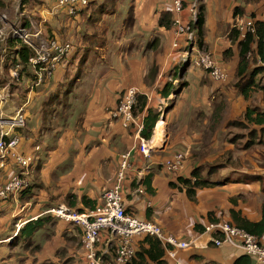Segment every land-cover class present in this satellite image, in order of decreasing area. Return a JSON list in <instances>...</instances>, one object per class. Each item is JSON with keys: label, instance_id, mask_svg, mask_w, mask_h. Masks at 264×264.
Segmentation results:
<instances>
[{"label": "crops", "instance_id": "obj_1", "mask_svg": "<svg viewBox=\"0 0 264 264\" xmlns=\"http://www.w3.org/2000/svg\"><path fill=\"white\" fill-rule=\"evenodd\" d=\"M11 1H15L16 5H19L20 0ZM33 1H39L42 4L35 9ZM111 1L112 9L108 14L109 18L113 19L118 15L120 9H123L124 14L121 24L117 27L110 25L106 21L108 16L105 13L102 16H93L94 25L91 27H94L96 31L87 25V32L83 35L78 32V29L84 25L82 20L86 9L75 16H69L63 10L53 11L55 0H28L26 3L23 14L28 10H35L33 12L36 16L34 18L35 25L30 26L31 32V28H33V30L42 33V27L50 25L57 29V32L54 33L59 39L74 45L76 66L78 64L82 66L79 72L81 73L82 83L85 84L87 81V85H85L88 86V91L82 99L78 97L77 102L83 100V105L78 104L75 107L81 112L78 120L75 121L76 143L74 144L71 137L64 134L57 142H51V145L45 147L39 145L46 159L39 165V183L31 185V187L38 185L39 190L38 193H33L31 188L25 192L22 199L19 196L16 203L12 201L16 209L18 207H21V209L17 214L18 216L14 218L16 222L10 227V232L6 227L3 228L5 231L0 228V264H14L15 260L11 255L13 251L19 260L16 261V264L23 263L27 258H30L31 264H53L55 262L61 264L80 262L82 264L79 257L80 230L70 223L66 224L63 220L51 217L45 211L52 207L67 205L66 197L69 195L76 197V208L73 209L77 211L81 208L84 211L87 208H84L79 201L82 196H87L98 204L102 195L115 182L119 172L120 155L139 142L138 139L134 138V135H130L126 129H123L119 121L112 116L118 94L122 90L133 86L137 87L140 93L147 96L146 106L149 108L155 109L156 104L161 105L163 101L172 100L174 102L170 108L165 109L155 125V127L158 125L162 127L159 144L153 139L155 128L152 131L151 138L147 140L148 157L143 156L137 149L132 151L131 168L126 172L125 177V207L130 212L138 214L139 217L145 216V220L154 221L152 223L159 225L165 234H173L182 240L194 239L201 234L202 231L196 232L194 226L204 225L208 221V214L220 220L230 221L229 211L233 209L236 212L239 211L241 216L250 222H258L261 218V205L264 202V193L262 192V186H264V135L260 133V129H264V124L252 123V130H257L258 142L256 140L254 149L249 155V168L246 169L245 165L241 163L238 167L227 165L229 163V159H227L225 162L227 165L226 171L223 173L225 177L210 178L212 181H220L227 178V174L230 172H239L240 174L256 177V179H251V182L248 183H236L234 180L237 179L236 176L238 175L232 174L235 175L232 183L196 190V201L193 203L187 199L183 191L180 192L169 186L170 182L175 183L177 176L186 178L192 169L197 167L198 164L193 163L192 158L193 144L197 145L200 141H203L201 147L211 146L210 148L213 149L212 146L219 138L218 129L224 127L220 120L223 111H211L210 123H204L203 132H206L204 136L189 127L179 129L177 135L174 136V131L170 128L173 120L170 109L173 105L178 110L183 108L184 95H186L185 92L190 89V86L181 88L179 92H172L167 98H162L157 92L165 84L166 78L169 77V71L176 66L179 60L189 54V47L186 46L180 47L177 52L172 51L170 47L173 39L171 29L166 30L158 27L157 24L162 11H171L173 0ZM93 3L95 7L105 6L107 0H92L91 4ZM200 3L205 7L203 47L214 55L220 66L228 73V81H230L233 76L235 77L238 52L234 48L235 46L232 45L233 41L228 39V35L238 18H233V9L241 7L244 15H253L250 19L254 22H264V0L251 2H245L244 0H200ZM29 4L32 5L31 9H27ZM113 7H116L117 10H114ZM130 10L132 20L126 23ZM91 11L93 13L95 8L91 7ZM173 17L174 14L172 13V19ZM179 18L187 20L188 12L183 10ZM69 19L75 21L76 27L71 26ZM30 24H32L31 21ZM154 38L157 39L156 47L150 48V56H146L143 53L145 41L146 39L151 41ZM135 39L141 43L135 45L133 43ZM106 43H110V45H106ZM112 47H118L120 51L115 52ZM227 49L233 51V56L229 60H224L223 53ZM100 52H104L109 56L108 63L106 61L96 62ZM70 66L69 58L62 61L53 71L50 80H59ZM91 69L94 70L93 76L95 77L86 73L87 70ZM91 77L93 78L91 79ZM228 81L221 84L212 83L213 86L210 90L203 89L206 90L204 93L211 94L214 92L212 93L214 99H223L226 95L224 85H227ZM78 83H80V80ZM198 85L200 86V83ZM27 96L31 102L27 98L24 107L20 106L13 112L15 115L18 110L22 109L26 120H29V115H31L30 120H33L36 112L32 113V111H37L38 108L34 103L38 104L40 96L32 95L30 91L27 92ZM200 100L191 103L190 108L193 112L204 104ZM11 101V92L3 94L0 92V107L2 104L11 103ZM218 106L221 105L218 104ZM198 112L199 110L196 113ZM238 113L235 110L234 112L230 111L228 116L231 117H229V120H234ZM204 114L209 118L208 110ZM227 122L228 120L225 121V125ZM30 125H32V122L29 124L26 121V126L18 130H21L27 136ZM39 126L40 118H38L37 123L35 121L34 128H32L36 140L44 137V133L37 130ZM221 141V146L225 152L232 148L231 139H229V143L224 140ZM259 141H263V143ZM28 142L20 145L22 152H27ZM36 144H38V141ZM87 147L90 149H87ZM224 151L221 152V155L224 154ZM175 153H183L185 160L178 175L172 177L167 174L162 164ZM42 154H40V158ZM214 158L217 157L214 156ZM232 161L235 164L236 160L234 158ZM148 175H152L150 181L152 193L140 184ZM134 178H136L138 187L128 189L130 179ZM139 189H142L143 193L138 194ZM12 204L7 202L3 205V203H0V212L5 213L2 209ZM46 215L53 218L54 221L65 223L66 228L62 234L57 235L54 232L55 224L51 226V230L45 227L32 237V242L40 246L38 251L30 252L29 249H18L20 248L18 244L15 245L12 242L19 228L28 221ZM11 216L7 215V217ZM7 219L2 218V220ZM21 219L24 220L19 222ZM39 234L41 240L36 239ZM141 240L136 239L134 241L136 250ZM243 255L245 254L239 249L228 246L213 247L211 245L204 249H189L178 253L179 260L184 264H234L235 260ZM72 258H76V261H69L68 263V260ZM248 258L249 264H263L255 259Z\"/></svg>", "mask_w": 264, "mask_h": 264}, {"label": "built area", "instance_id": "obj_2", "mask_svg": "<svg viewBox=\"0 0 264 264\" xmlns=\"http://www.w3.org/2000/svg\"><path fill=\"white\" fill-rule=\"evenodd\" d=\"M200 0H173L171 4L173 39L170 44L172 51L177 52L180 47H189L187 54L181 61L192 63L197 68L208 74L213 83L221 84L228 81V73L220 66L214 55L210 52H199L196 42V29L194 28L198 5ZM89 0H55L53 11H65L69 16H75L80 8L85 7ZM186 10L188 19L179 18L180 13ZM32 27V24H30ZM239 32L240 39L246 33L254 32V20L247 17H238L234 26ZM7 36H13L30 46L35 56L30 60L33 66L39 65V71L45 72L50 77L53 71L61 63L63 56L69 52L70 46L59 44L56 41H48L40 37V32L32 34L30 28L22 27L19 23L9 26L5 34L0 30V39L4 41ZM5 53L1 49V54ZM191 55L194 59L191 62ZM251 53L248 52L247 56ZM257 66H263L258 57ZM12 76L18 75L13 71ZM38 78V76H37ZM138 89L129 87L120 97L118 104L112 112L123 129L130 124L135 125L134 138L138 144L120 155L119 172L112 186L102 195L94 209H86L78 212L67 206H56L45 211L51 217L72 224L80 230L79 257L83 264H127L136 252L134 241L144 237L157 239L164 250V261L167 264H184L179 260L178 253L189 249H204L208 245L213 247L228 246L239 249L246 256L264 264V243L247 231L238 228L228 220L207 221L203 225V231L194 239L182 240L173 234H165L162 228L148 220H138L125 212L124 205V180L126 172L131 168L132 151L138 149L143 156L148 157L149 148L147 140L139 135L142 128L141 117L133 116L132 108L135 103ZM26 117L22 109L18 110L11 120L0 119V203L13 201L16 203L19 196L29 187V169L34 161L30 155L18 149L19 136L15 132L24 128ZM38 150V146L35 147ZM185 156L183 153H175L163 162V168L168 175L175 177L183 167ZM11 171L5 177L2 170ZM143 193L142 189L138 194ZM105 232V239L100 232Z\"/></svg>", "mask_w": 264, "mask_h": 264}, {"label": "rangeland", "instance_id": "obj_3", "mask_svg": "<svg viewBox=\"0 0 264 264\" xmlns=\"http://www.w3.org/2000/svg\"><path fill=\"white\" fill-rule=\"evenodd\" d=\"M31 6L32 5L29 4L27 6L28 7L27 9H31ZM91 7L95 8V11H93V13L91 11ZM111 7H112L111 0H107V3L105 4V6H103V8L95 7L94 3L91 4V6H89V9L85 10V15L82 20L84 22V25L82 28L79 27L78 32L81 33L82 35L85 34L87 32L86 26L89 25L91 27L92 25H94L93 16H102V14L104 13L106 14V16H108L106 18V21H108L110 25L115 26V27L120 25L123 14H124V10L120 9V11L118 12V15L112 19V18H109V15H108L112 9ZM25 9L26 7L23 10L22 8L20 9V6L16 5L15 1L5 0L4 4L0 6V30H2L3 33L6 34L8 32L9 26L15 25L18 23L21 24L24 19L25 20L28 19L29 21H31L33 25L35 23L34 16L27 12L23 14ZM113 9L117 10L116 7L115 8L113 7ZM91 28L94 31H96L94 27H91ZM31 30H32V34L37 32L36 30H33V28H31ZM41 31L42 33L40 32V37L46 40V37L49 34L48 26H45V27L43 26ZM1 38L2 37H0V39ZM228 39L233 40L230 37V35H228ZM72 41L74 42V40ZM68 43L72 45L73 47L68 52L69 54L66 55L67 56L66 59L69 58L71 62V66L68 68V71L66 72V74L62 75L59 80L52 81L48 79V81H46L45 83H42V78L43 76L47 77V74L45 72L44 74H37L38 82L35 84L32 82L29 85L27 84V86H29L30 94L40 96L38 104L34 103L35 106H38V108L36 109L37 111H32V113L36 112V114L33 116V120H30L31 115H29V118H28L29 120H26L29 124L32 122V125H30V128H29V134L25 136V133H22L21 130L15 131L17 132V135L19 134L18 135L19 140H20V143L18 145L19 150H20V145H23L27 141H29L28 142L29 148L27 149V152L25 151L24 153L27 155H30L34 161V164L32 165L33 167L29 169V175H28L29 181H30L29 189L32 188L33 193H38L39 188H38V185L32 186V187L31 185L33 183L35 184L39 183V179H38V171L40 169L39 165L42 163V161H45L46 159V156H43L42 154L43 150L40 148V146L45 147V146L51 145V142H57L58 139L61 138V136H63L64 134H67L69 137H71V140L73 141L74 144L76 143L75 121L78 120V117L80 116L81 112L75 109V107L78 104L83 105L84 103L83 100H80L78 102L77 100H78V97L82 99V97L85 94H87L88 86H86L87 81L85 83L86 85L82 83L81 73L79 72L82 66L79 64L76 66V52H74V45L70 42ZM133 43L137 45L141 42L135 39L133 40ZM106 45H110V43H106ZM232 45L235 46L234 48L238 50L237 43L234 40H233ZM150 48H151V41L150 39H146L145 44H144V49H143V53H145L146 56H150V53H149ZM119 49L120 48L118 47H112V50L115 52H119L120 51ZM198 51L199 52H202V51L209 52L203 46L201 48L198 46ZM193 59H194V55H191V62L193 61ZM96 60H97L96 62H99V63L101 61H106L108 63L109 56L105 54L104 52H100ZM181 60H179L176 66L173 67V69L169 71V77H167L165 81V83L169 84L170 87L178 90L175 92H179L181 88H185L183 87V83H187V88L190 86V89L187 92H185L186 95H184L185 100L183 99L184 100L183 108L178 110V108L176 109V106L173 105V107L170 109V112L172 113L171 116L173 117L170 128L172 131H174V136L175 134L177 135V132L179 131V129H183L184 127H189L191 130L194 129L193 131H196L197 133H201L202 136H204V134H206V132H203V129L205 126L204 123L205 122L210 123L211 111L212 110L214 111L217 110L220 112L223 111L221 113L220 120L222 121L221 123H223L224 127L223 129H218L219 138L212 146L213 149L210 148L211 146L207 148L205 146L204 148L201 147V145L203 144V141H200L199 144L197 145L193 144L192 145L193 163L198 164L197 167L199 168L200 174L202 176H207L209 179L216 178V177L219 178L221 176L225 177L223 176L224 175L223 173L226 171L225 168L229 164L232 166L238 167L239 163H241L245 165L246 169L249 168L248 158H249V155H251L250 153L252 149H254V146H255L254 145L255 143L250 142L252 140H250L251 135L249 132L253 131L254 129L252 130V127H253L252 123H248L246 119L243 117V115L247 109H253V108L255 109L256 107H260V108H257L259 112L264 111V90L255 89L251 91L249 94V97L245 99L242 96V94H240L239 89L235 86L236 83L238 82V78L236 76L235 77L233 76L230 79V81H228V84L224 85L225 93H226L225 97H223V99H214V94H212L214 92H212L211 94L208 92L204 93L206 90L205 91L203 90L204 88H207L210 90L213 86L212 84L213 82L210 80L208 74L205 72H201L197 68H194L192 63L189 65L188 62H183ZM86 73H88L90 76H93L94 70L93 69L87 70ZM176 73H178V76ZM93 77H91V79ZM67 79L68 81L66 83ZM79 80H80V83H78ZM0 81H3L5 84L0 90V92L2 94L11 92L12 94L11 103L2 104L0 107V119L11 120L14 115L13 111L16 108L17 109L20 108V106L24 107V104L27 102L26 100L28 98L27 93L23 91L25 90L24 88L25 85L24 87L23 85L22 87H20V85H17L18 83L15 80H13L11 76H8L6 74L5 76H3L1 69H0ZM259 82L261 84H264V80H260L258 81V83ZM199 83H200V86L198 85ZM200 99L204 102V104L198 109H196L195 112H193L190 108V106H192L191 103H195L196 101L199 102ZM28 100L30 99L28 98ZM173 102L174 101L171 100L167 102L163 101L161 105L156 104L155 110H157L158 112H160V114H162L165 111V109H167V107L168 108L171 107ZM218 104L221 106H218ZM198 110L199 112L196 113ZM206 110L209 111V118L206 117L204 114ZM234 110L238 111L239 113L234 117V120H229V117L231 116H228V115L230 111L234 112ZM38 118H40L41 127L39 126L37 130L44 133L43 135L44 137H42V139L40 140L39 138H37L36 140V138H34L33 136L34 132H32L33 131L32 128H34L35 121L36 123L38 122ZM227 120L228 122L225 125V121ZM254 131H253V135L256 136V138H258L257 130H254ZM229 139L232 140L231 142L232 148L229 151L226 150L225 152L224 148H222L221 146V142H222L221 140L227 141L229 143ZM37 141H38V144H36ZM37 145H38V150H35V147ZM222 151H224L223 155H221ZM40 154H42L41 158H40ZM214 156H216L217 158H214ZM233 158L237 161V163L235 161V164H234V162L232 161ZM227 159H229V163H227L226 165L225 162ZM221 163H223L224 165ZM10 171H11L10 167L7 171L2 170L3 172L2 176L5 177L7 173ZM232 174L239 175L240 173L230 172L227 174V178L234 179L235 175L233 176ZM9 203L12 204V201L8 202V204ZM4 204L5 203H3V205ZM61 206H67V205H61ZM5 207L6 208L2 209V211H4L5 213L0 212V228L3 229L4 227H6L8 232H10L9 231L10 227L16 222L14 221V218L18 216L17 214L19 213V210L21 209V207H18V209H16L13 204L10 206H5ZM7 215H12V216L7 217ZM131 215L134 216L138 220H145V216L139 217L138 214H134L132 212H131ZM2 218H5V219L8 218V219L2 220ZM23 220L24 219H21L19 222H22ZM65 223L67 224L68 222H65ZM65 223L62 221L55 220L54 232L57 235L62 234L63 230L66 228ZM3 231H5V229H3ZM100 235L103 239H105L106 234L104 231H101ZM36 239L38 240L42 239L40 234L36 236ZM35 245L36 244L32 242V244H30L29 247H23L21 243H18V247H20L18 249L24 248V249H29L30 252H36L39 250L40 246L37 249ZM11 255L15 260L14 264H16V261H19V260L17 256L14 254V251L12 252ZM74 260L76 261V258H72L68 260V263L69 261H74ZM27 263L31 264L30 258H27V260L21 264H27ZM53 264H61V263L55 262ZM69 264H80V262L78 263L71 262Z\"/></svg>", "mask_w": 264, "mask_h": 264}, {"label": "trees", "instance_id": "obj_4", "mask_svg": "<svg viewBox=\"0 0 264 264\" xmlns=\"http://www.w3.org/2000/svg\"><path fill=\"white\" fill-rule=\"evenodd\" d=\"M245 2H251V1H258V0H244ZM5 0H0V6L4 4ZM28 0H20L19 6L22 10L26 7V3ZM35 5V9L39 8L41 6L39 1H33ZM16 3V2H15ZM92 0H89L88 4L80 8V10L77 11L78 13H82L85 9H88L89 6H91ZM100 8H103V6H98ZM97 11V10H96ZM35 10L29 11L27 13H30L31 15L36 17L33 13ZM76 14V15H77ZM232 16L234 19L236 17H247L252 18L253 15H244V11L241 7H236L233 9ZM132 20L131 17V10L128 12V16L126 19V23H129ZM70 24H72V27H75L76 23L74 20L69 19ZM204 23H205V7L203 4L198 5V14H197V20L195 23L194 28L196 29V42L198 46L201 48L203 46V39H204ZM20 24V23H19ZM158 27L165 28L166 30L171 29L172 27V13L171 11H162L158 17L157 20ZM22 27L30 28V21L23 20V22L20 24ZM48 26L49 34L46 37V40L48 41H56L59 44H68L70 46V49L73 48L72 45H70L68 42L63 41L62 39H59V37L54 33L57 32V29L50 25ZM44 26V27H45ZM230 37L237 43L238 46V52H237V62H236V69H235V76L238 78V82L236 83V87L239 89L240 94L247 99L249 97V94L251 91L255 89L264 90V84H261L258 81L264 80V67L263 66H257L256 61L257 57L264 62V22L262 21H255L254 22V32L253 33H246L245 37L243 39H240L239 32L234 27L230 31ZM232 40V41H233ZM157 44V39L151 40V48H155ZM1 49L5 50V53L1 54ZM70 51V50H69ZM248 52L251 53L250 56H247ZM69 53L67 52L63 58L62 61L67 60L66 55ZM35 56L34 50L28 46L22 43L21 40L18 38H15L13 36H7L4 41L0 42V69L3 74V76L8 75L11 76L13 80H15L17 85H20V87H24V92H28L29 85L32 83H37V72L39 71V65L33 66V64L30 62V60ZM233 56V51L231 49H227L223 53L224 60H229ZM61 61V62H62ZM60 65V64H59ZM15 71L18 75L17 78H14L12 76V72ZM4 72V73H3ZM40 72V71H39ZM41 74H44V72H41ZM66 74V73H65ZM178 76V73H176ZM51 77V76H50ZM50 77L43 76L42 83H45L50 79ZM68 77V76H67ZM66 77V78H67ZM9 78V77H8ZM68 79L66 80L67 83ZM4 82L0 81V89L4 86ZM187 83H183V87H186ZM126 89L122 90L116 100V105L118 104V101L120 97L124 94ZM178 91L176 89H173L170 87L169 84L165 83L161 89H158L157 92L162 98H167L172 92ZM58 94V93H57ZM60 95V94H59ZM147 96L138 92L135 98V103L132 108L133 116L135 118L141 117V125L142 128L139 131L140 137H142L145 140H149L152 136V131L154 129L155 124L160 119V112H158L155 109L147 107ZM115 105V107H116ZM243 117L246 119L248 123H254L257 125H263L264 124V112H259L257 108L253 109H247L244 113ZM26 126V125H25ZM130 135H134V132L136 130L135 125L130 124L129 127L126 129ZM254 131V130H253ZM253 131H250L251 139L256 144V136L253 135ZM255 133V131H254ZM260 133L264 135V129H260ZM258 142V140H257ZM260 143H263V141H259ZM90 147V146H89ZM87 147V149H90ZM138 150V149H137ZM241 176V177H238ZM236 176L237 179L234 180L236 183H248L251 182V179H256V177H252L247 174H240ZM152 175L146 176L140 184H142L147 191L152 193L151 187H150V181H151ZM128 183V189L130 188H137L138 184L136 183V178L130 179ZM233 179L224 178L220 181H212L207 176H202L199 172V168L195 167L190 172L189 176L186 178H183L181 176H177L175 179V183H169V186L171 188L177 189L180 192H184L187 199L191 202L196 201V190L203 189L207 187H213L217 185H226L232 181ZM126 178L124 180V191L126 190ZM30 186V185H29ZM29 190V187L20 195V198L22 199L25 192ZM262 192L264 193V186H262ZM232 200V199H231ZM80 203L84 208L87 209H94L97 205L94 201L90 200L87 196H82L80 198ZM233 201V200H232ZM66 204L70 208H76V197L73 195H69L66 197ZM78 212H83V209H77ZM125 212L128 214H131V212L126 208ZM230 223L237 226L238 228H241L248 233L255 235L261 243H264V202L261 205V218L258 222H250L246 218L241 216V213L239 211H234L233 209H230ZM220 220L218 218L212 217L211 214H208V221H217ZM55 224V221L50 216H40L36 220H31L25 223L24 226L19 228L18 232L16 233V236L13 238V244L21 243L23 247H29L30 244H32V237L40 230H42L45 227L50 228ZM194 230L196 232L203 231V225H195ZM35 247L38 249L39 245H35ZM249 258L245 255L241 256L240 258L236 259L234 264H249ZM127 264H167L166 261H164V250L161 246L160 242L152 237H144L140 242L139 246L134 254V257L128 262Z\"/></svg>", "mask_w": 264, "mask_h": 264}, {"label": "bare ground", "instance_id": "obj_5", "mask_svg": "<svg viewBox=\"0 0 264 264\" xmlns=\"http://www.w3.org/2000/svg\"><path fill=\"white\" fill-rule=\"evenodd\" d=\"M161 129H162V127L160 125L156 126L155 129H154V136H153L154 138L153 139L158 144H159V140L161 138V134H160V130Z\"/></svg>", "mask_w": 264, "mask_h": 264}, {"label": "water", "instance_id": "obj_6", "mask_svg": "<svg viewBox=\"0 0 264 264\" xmlns=\"http://www.w3.org/2000/svg\"><path fill=\"white\" fill-rule=\"evenodd\" d=\"M156 125V124H155ZM154 128H155V126H154Z\"/></svg>", "mask_w": 264, "mask_h": 264}]
</instances>
